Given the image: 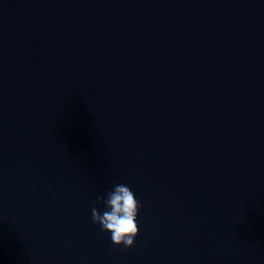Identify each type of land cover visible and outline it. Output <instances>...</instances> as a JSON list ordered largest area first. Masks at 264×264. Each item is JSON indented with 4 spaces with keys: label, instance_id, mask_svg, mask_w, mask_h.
Listing matches in <instances>:
<instances>
[{
    "label": "water",
    "instance_id": "obj_1",
    "mask_svg": "<svg viewBox=\"0 0 264 264\" xmlns=\"http://www.w3.org/2000/svg\"><path fill=\"white\" fill-rule=\"evenodd\" d=\"M0 264H264V0H0Z\"/></svg>",
    "mask_w": 264,
    "mask_h": 264
},
{
    "label": "clouds",
    "instance_id": "obj_2",
    "mask_svg": "<svg viewBox=\"0 0 264 264\" xmlns=\"http://www.w3.org/2000/svg\"><path fill=\"white\" fill-rule=\"evenodd\" d=\"M97 201L104 204L105 210L91 209L92 221L100 225L101 231L111 233L112 242L128 249L135 244L140 229L137 216L143 206L135 193L125 184H116L105 195H98Z\"/></svg>",
    "mask_w": 264,
    "mask_h": 264
}]
</instances>
